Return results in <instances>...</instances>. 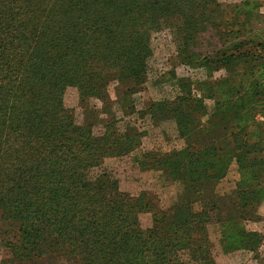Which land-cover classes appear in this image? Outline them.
Wrapping results in <instances>:
<instances>
[{
  "label": "trees",
  "instance_id": "1",
  "mask_svg": "<svg viewBox=\"0 0 264 264\" xmlns=\"http://www.w3.org/2000/svg\"><path fill=\"white\" fill-rule=\"evenodd\" d=\"M263 6L264 0H0V219L19 234L2 264H181L185 251L216 264L204 257L212 223L224 225V254H258L264 238L248 224L260 221L252 218L264 202ZM163 29L173 33L180 63L204 79H178L179 104L137 111L152 37ZM106 73L134 84L121 101L125 118L173 122L188 140L184 146L141 152L145 133L129 134V122L118 117L100 137L78 124L69 91L88 109L104 100ZM208 100L215 105L203 125ZM129 155L141 172L165 171L195 191L236 169L239 219L223 220L214 200L169 214L146 192L128 193L108 161ZM142 212L153 215L148 230Z\"/></svg>",
  "mask_w": 264,
  "mask_h": 264
},
{
  "label": "rangeland",
  "instance_id": "2",
  "mask_svg": "<svg viewBox=\"0 0 264 264\" xmlns=\"http://www.w3.org/2000/svg\"><path fill=\"white\" fill-rule=\"evenodd\" d=\"M225 4L238 3L241 0H221ZM264 12V6L261 8ZM153 56L148 62L149 78L148 81L139 88L135 95V104L137 111L140 107H150L153 103L162 102L167 106L179 104L182 96L181 83L178 79L187 78L190 82L197 79H204V73L193 70L191 67L180 63L177 53V43L171 30L163 29L152 37ZM222 73L217 74V77ZM106 88L104 100H94L91 107L82 109L78 102L77 91L70 90L67 96L69 106L74 109L78 124H85L89 127L95 137L104 134L106 127L117 117L121 125L129 122L127 132L131 135L145 133L142 137L141 152L160 151L170 152L178 150L184 146L182 140L173 122H165L160 126H155L150 122L144 123L136 113L130 117H124L121 114V101L125 92L130 87H134L132 81L122 82L116 73H106ZM196 88L192 87V92ZM187 105V104H186ZM188 105H193V99ZM208 113L201 115V122L205 125L213 112L214 101L206 102ZM263 121L264 119L258 118ZM108 167L115 171L117 178L121 181L122 187L128 193L138 196L146 192L147 201L157 205L158 209L172 214L178 205L197 202H214L219 207L223 220L239 219L240 206L235 190L238 175L236 169H232L227 178L222 182H213V187H204L199 190H189L183 182L174 181L165 171H146L141 172L140 167L134 163L133 155L122 158H112L108 161ZM197 194H196V193ZM195 193V194H194ZM197 205V204H196ZM259 220L248 224V229L258 232L264 238V202L258 206L254 218ZM141 225L144 230L152 228L153 215L150 212L140 214ZM224 225L221 223H212L206 227L204 232L209 245L205 244L207 254L205 258L213 260L216 264H264V241L258 250V254L252 253H232L224 254L222 249V234ZM17 225L13 226L3 222L0 219V264L11 256L10 246L17 241ZM48 264H75L66 258H60L56 262ZM181 264H205L202 258H193L189 251L180 255ZM41 264H45L44 261Z\"/></svg>",
  "mask_w": 264,
  "mask_h": 264
}]
</instances>
